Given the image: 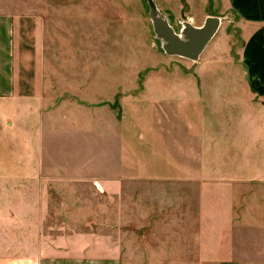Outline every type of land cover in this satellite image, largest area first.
I'll return each mask as SVG.
<instances>
[{"label": "crops", "instance_id": "crops-1", "mask_svg": "<svg viewBox=\"0 0 264 264\" xmlns=\"http://www.w3.org/2000/svg\"><path fill=\"white\" fill-rule=\"evenodd\" d=\"M226 2L240 34L236 53L226 40L219 56L206 55L220 45L211 46L222 21L195 65L192 73L198 76L175 83L172 96L142 97L146 109H152L151 98L158 100L153 104L160 126L158 157L142 146L108 159L102 141L94 147L86 143L88 132L91 139L92 132L102 135L101 112L93 105L90 112L84 106L79 117L98 120L93 126L79 120L74 135L85 139L64 163L53 162V173H0V182L45 179L84 182L90 188L37 190L28 200L22 190L8 195L0 185V264H122L138 250L134 243L123 244L118 231L138 229L146 236L156 227L169 240H160L157 252L150 244L143 247L147 258L159 254V261L264 264V0ZM208 15L215 14L205 13L197 25ZM13 44L12 15L0 12L2 98L21 89ZM214 57L216 71L210 66ZM82 84L80 99L99 101L101 95H89ZM124 138L133 142V136ZM145 164L162 168L155 177L136 173L135 167ZM149 182L159 185L157 205L149 189H113ZM56 230L63 231L61 238ZM249 237L257 240L255 249L246 247Z\"/></svg>", "mask_w": 264, "mask_h": 264}, {"label": "rangeland", "instance_id": "rangeland-1", "mask_svg": "<svg viewBox=\"0 0 264 264\" xmlns=\"http://www.w3.org/2000/svg\"><path fill=\"white\" fill-rule=\"evenodd\" d=\"M155 1L177 30L182 20L197 25L205 13L220 16L224 24L211 46L215 49V43L220 45L217 51L210 52V48L206 55L219 56L226 48V40L233 46L232 53H236L240 34L226 0ZM0 12L12 15L14 66L16 72L22 73L21 89L16 96L0 97V173H53V162L64 163L75 152L73 148L85 139L78 133L74 135L73 128L78 131L79 120H85L87 126L98 120L80 118L84 106L90 112L97 105V111L101 112L102 135L92 132L91 139L88 132L85 140L92 147L102 141L104 157L135 152L142 146L155 157L160 155L159 118L153 109L158 100L151 98L152 109H146L142 97L172 96L175 83L198 74L189 71L193 61L169 56L162 49L153 31L147 0H0ZM212 62V71H216L218 57ZM209 74L216 76L213 72ZM84 82L89 95H101L99 101L80 99ZM20 96L25 99L20 100ZM165 120L171 119L165 117ZM170 124L176 122L172 120ZM127 134L133 136V142L128 141L133 148L124 138ZM161 168L145 164L135 167V171L155 177ZM149 183L134 189L124 183L113 189L128 192L149 189L152 204L157 205L159 185ZM0 185L8 195L14 194L15 189L22 190L28 200L37 190L90 189L84 182L45 179L21 183L8 180ZM158 229L147 230L146 236L138 229H120V241L134 243L138 250V254L127 256L128 260L124 259L122 264H217L159 261V254L145 257L143 247L150 244L157 252L159 241L169 240L164 236L165 231ZM62 233L55 231L56 237L61 238ZM256 241L249 237L246 247L255 249Z\"/></svg>", "mask_w": 264, "mask_h": 264}, {"label": "water", "instance_id": "water-1", "mask_svg": "<svg viewBox=\"0 0 264 264\" xmlns=\"http://www.w3.org/2000/svg\"><path fill=\"white\" fill-rule=\"evenodd\" d=\"M149 16L155 37L169 56H178L193 61L189 69L193 72L195 65L209 43L218 33L222 18L208 15L202 25H195L190 20H182L179 30L169 21L155 0H147Z\"/></svg>", "mask_w": 264, "mask_h": 264}]
</instances>
